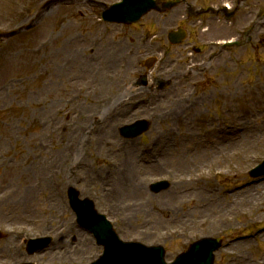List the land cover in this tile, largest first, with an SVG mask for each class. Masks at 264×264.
<instances>
[{
  "label": "rangeland",
  "instance_id": "374dc122",
  "mask_svg": "<svg viewBox=\"0 0 264 264\" xmlns=\"http://www.w3.org/2000/svg\"><path fill=\"white\" fill-rule=\"evenodd\" d=\"M116 1L0 0V228L4 232L0 239V262H20L26 250L17 251L13 246L20 234L27 231L35 237L51 235L55 242L47 250L28 255L27 260L37 264H57L52 252L65 251L69 246H87L90 257L81 264H89L103 253L102 247H95L91 235L76 225L75 213L66 202L67 191L73 186L81 197L91 198L97 210L114 222L121 238L163 245L168 260L203 236H221L223 246L216 252L214 264H228L234 250H241L248 257L242 264H264V203L256 210L237 205L241 213L232 220L222 219L220 209H214L215 203L230 199L222 188L242 189L240 192L246 194L249 187L264 181V177L253 179L249 175L264 160V150L253 160L209 165L214 146L228 149L234 128L247 120L252 124L248 131L255 133L260 125L264 126V22L255 23L253 35L257 37L253 41L222 51L215 45L212 52L218 50L219 55L209 59L207 54L210 56L212 52L208 41L234 37L231 27L215 22V31H201L195 18L188 15L185 4L165 13L152 11L133 25L104 24L101 12ZM194 1L195 7L217 3V0ZM255 3L251 8L262 10L263 17L264 0ZM250 25L249 20L245 29ZM177 26L187 29L188 37L183 44L173 47L171 57H166L160 44H168L164 36L169 28ZM146 31L156 33L154 36L159 33L163 39L158 37L151 44L140 45L139 37ZM14 32L15 35L9 36ZM190 43L200 46L202 53L193 54ZM89 47L94 54L92 60L87 56ZM141 52L143 57L138 56ZM150 55L161 58L150 74V81H168L164 90H150L153 81L149 87L136 84L144 68L134 69L133 62L136 66V60ZM183 61L196 63L187 69ZM88 62H93V66L87 65ZM188 72L193 74L194 81L201 80L197 81L198 88L184 79ZM81 90L91 97V103L79 101L76 94ZM97 90H106V94ZM118 91V100L122 98L129 107L138 105L132 109L143 108L142 113L121 119L115 128L121 143L130 142L128 145L143 154L137 176L143 190L127 191L125 202L119 201L120 195L113 189L107 191L87 181L81 168L55 165L53 168L56 158L51 154L56 152L46 147L51 129L49 114L56 107L63 108L70 102L83 114L95 113L101 107L104 109L107 98L116 96ZM74 97L76 103L71 102ZM141 118L151 122L147 132L134 139L120 135V126ZM124 143L120 157L117 156L120 169L124 168L121 157L126 151ZM95 149L94 143L87 144L85 153L80 155L81 167L102 161H96V154L104 155L97 151L95 154ZM105 155L116 156L113 150ZM181 166L186 167L184 171ZM197 171L202 174L198 178L219 183L221 199L196 206L198 200L205 198L198 193L199 184L193 181ZM109 172L108 183L115 182L117 186L118 176ZM54 177H60L65 184L57 187ZM162 179L168 180L170 187L154 193L151 184ZM98 191L110 199L99 198ZM248 233L256 236L249 239V245L232 246L233 237Z\"/></svg>",
  "mask_w": 264,
  "mask_h": 264
},
{
  "label": "bare ground",
  "instance_id": "6f19581e",
  "mask_svg": "<svg viewBox=\"0 0 264 264\" xmlns=\"http://www.w3.org/2000/svg\"><path fill=\"white\" fill-rule=\"evenodd\" d=\"M87 52V56L92 60L94 57L92 48L89 47ZM103 54L104 52H102V55ZM93 64V62L87 63V65L91 67ZM97 91L106 94V90ZM118 94H120L119 91L116 92V96L113 95L108 97L107 102L103 105L104 109L101 107V110H97L92 117H87L85 115L87 113L83 114V112L73 108L70 102H67L63 108L56 107L57 117L59 118H57L55 122L52 121L50 123L51 129L49 130L47 136L49 138V142L46 144V147L50 148L51 152H56V154H51L52 158H56V160L52 163L53 168L54 165L59 168L64 167L67 169H73L75 167L76 169L81 168L82 173L86 174L87 181L95 183V185H100L107 191L113 189L112 191H116L120 195L119 201L125 202L129 195L127 191L132 190L136 193L143 190V185H141L137 179L139 174L138 170L141 169L140 164L143 163V154L136 152L135 146L128 145L130 142L125 141L127 144L126 151L121 153V157L123 155L124 168L120 169L121 166L118 164L117 156L120 157V149L122 147V143L124 142L121 143L120 139L116 137L115 128L118 126V122L121 119L127 116L131 117L134 113L137 115L138 112L143 111V108L140 106L138 110L132 109L127 106L128 103L126 104L122 98L118 100V98H120L117 96ZM76 95L78 96L80 102L91 103V97L87 96L84 90L77 92ZM75 99L76 97H74L71 102L76 103L78 100ZM96 101L102 103L101 99H97ZM93 105H95V103H93ZM60 114L63 115V118ZM90 118L91 120H89ZM88 121H92L90 126H88ZM248 127H252L250 120H247L246 123L234 128L233 140L231 144H228L227 150L221 149L219 146L213 147L211 150L212 159L209 162L211 167L225 166L236 159L242 161L253 160L256 154L264 150V126L260 125L259 130L255 133L248 131ZM255 129H258V127ZM87 134H94V137L91 138V136H88ZM90 143H94L95 145V154L97 151L99 154H103L104 156L100 157L96 154V161L100 159H102V161L97 165L85 163L84 168L81 167L83 160L80 158V155L85 153L87 144L89 145ZM214 144L219 145L218 143ZM70 149H73V151H70ZM112 150L116 156L110 158L105 155L107 152H111ZM152 152L153 151L150 152V155L154 157ZM145 161H148V159H144V162ZM155 162L158 163L159 161ZM181 167V171H184L186 168L185 166ZM117 170H119V172H116ZM109 171L118 176L119 181L117 186L115 182L108 183L111 174ZM77 172L79 173L78 170ZM197 172L195 176L193 175L194 177L192 176L193 181H196L197 184H199L198 193L203 194L202 196L205 198L202 201L198 200L197 203H195L196 206L202 202H204V204H209L221 199L219 183L211 179H208L207 181L206 179L198 178L202 174L201 172ZM53 180H55V177ZM67 182L70 183L68 178ZM248 189V193L246 194H242L240 192L241 190L225 192V197L230 196V199L214 204V209H220L219 214L222 213V219L232 220L233 216L239 215L241 213V210L237 208V205L239 204L246 205L247 208L256 210L260 204L264 203V182L254 187H249ZM98 193L99 198L108 197V199H110V197L106 196L105 193H101L99 191ZM123 197L126 198L123 199ZM123 205H125V203H123ZM162 211H164V209ZM132 216L133 215H131L130 218H133ZM173 220H175V218H173ZM212 223H214V221H212ZM68 230L71 231V228H68ZM85 236L86 235L84 234V241L86 240ZM84 245L82 244L80 248L69 246L65 249V251L52 252L57 264H78V262L81 264L84 260L90 257L87 253L89 249ZM241 245H249V239H239L235 241L232 246L240 247ZM243 248L244 247H242V249ZM244 261H248V257L243 251H231L228 264H242Z\"/></svg>",
  "mask_w": 264,
  "mask_h": 264
},
{
  "label": "water",
  "instance_id": "95a60500",
  "mask_svg": "<svg viewBox=\"0 0 264 264\" xmlns=\"http://www.w3.org/2000/svg\"><path fill=\"white\" fill-rule=\"evenodd\" d=\"M157 2L155 0H123L120 3L114 4L110 9H108L105 14L107 17L112 21H119V22H133L141 18L142 15L147 13L149 10L156 8ZM148 122L147 121H140L136 126L133 128L125 129L127 135H139L143 131L148 129ZM129 131V132H128ZM255 174L264 173V164L261 168L256 169L254 172ZM164 183H157L153 185V189L158 191L160 190ZM73 200L76 202L77 199V192L72 190L71 192ZM91 208V205H89ZM99 220H104V216L98 217ZM88 222V221H87ZM92 223V222H91ZM96 229L100 230V235L103 238L104 242L107 244L110 240L113 233H111L108 226L105 225L102 221L96 222L94 224ZM218 240L209 241L208 245H195L191 251L186 253L184 256L180 257L176 264H212V252L213 249L219 247ZM163 252L159 251V259L161 261ZM150 261L153 264L156 263L155 256H152ZM143 264H147L146 261L143 260ZM163 264V263H160Z\"/></svg>",
  "mask_w": 264,
  "mask_h": 264
},
{
  "label": "flooded vegetation",
  "instance_id": "af4514ba",
  "mask_svg": "<svg viewBox=\"0 0 264 264\" xmlns=\"http://www.w3.org/2000/svg\"><path fill=\"white\" fill-rule=\"evenodd\" d=\"M193 2H194V0L188 2L187 9L190 10L191 12L198 13L199 12L198 10H201V9H198V10L195 9L193 4H192ZM245 3H247L246 7H245ZM222 4H224V3H222ZM254 4H256L255 0H234V1L232 0L231 1V6H230L231 7V12L225 11L224 8L221 7V4H220V5H215V6H217V12H214V13L227 15V13H232L233 12V17L235 19H234V22L231 23V24H234L231 27V29H232L233 32H235V35H236V34L240 33V31H242V29H243V20L250 15L251 10H252L251 5L254 6ZM245 8L249 9V10L245 11ZM214 21H215V19L212 16H210V17H208L206 19L207 23L205 25H208L207 26L208 31H212V29L214 28L213 27V24H215ZM198 28L201 31L205 30L202 27H198ZM200 40H202V39H200ZM196 52L200 53L201 51H199V49H197Z\"/></svg>",
  "mask_w": 264,
  "mask_h": 264
}]
</instances>
